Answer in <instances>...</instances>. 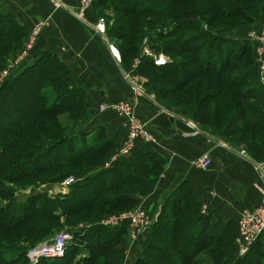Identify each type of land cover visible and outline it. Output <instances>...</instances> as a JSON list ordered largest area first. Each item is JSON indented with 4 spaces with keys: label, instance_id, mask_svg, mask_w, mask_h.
<instances>
[{
    "label": "trees",
    "instance_id": "16d2710c",
    "mask_svg": "<svg viewBox=\"0 0 264 264\" xmlns=\"http://www.w3.org/2000/svg\"><path fill=\"white\" fill-rule=\"evenodd\" d=\"M182 1L185 2V0H169L170 3L179 7L175 12L169 14V19L174 22L169 36L171 38L173 36L174 40L164 46L167 47L166 49L162 47L161 51L164 50L163 53L174 51L189 56L179 60L169 56V62L158 65L154 63L151 56H145L144 59L142 57L141 63L153 66L160 76L171 80L177 87L188 88L194 80L203 76L217 79L223 89L231 91L221 99L225 104H223L226 107L225 111L231 108L230 102L234 101L235 96L240 98L241 105L236 113L230 114L226 111L228 117L231 116L229 117L231 123L240 121L235 125L236 128L242 129L241 132L251 131L254 134L264 135V86L257 78L251 40L246 37H230L216 33L213 29L205 26V21L199 14L196 15L194 7L179 6ZM99 2L104 3L112 10H121L124 13L152 12L149 0H99ZM231 2L233 9L227 10L217 1L215 13L223 16L245 14V19L255 22L259 19L257 8L253 14H246L247 8L243 10L237 1L231 0ZM235 11L236 13H234ZM184 15L191 18L195 16V18L187 22L182 20ZM136 23L140 22L136 21ZM26 35V28L17 18L12 13L0 8V47L3 46L7 49L5 54H0L4 57L3 62L12 55L16 48L20 47ZM153 48L160 51L159 47ZM134 52H137V49ZM42 58L44 56L40 59ZM54 60L57 63V77L48 78L54 96L50 99L40 92V86H38L36 99L31 105L32 110L30 109L32 116L36 119L42 116L56 117L63 113L72 114L74 112L75 120L78 121L83 117L84 112L81 108L70 106L69 102L79 97L81 93L75 87L70 88L64 84L62 75L67 73V68L57 59L54 58ZM121 64L126 67L124 58L121 59ZM33 65H36V62L31 66ZM31 66H27L21 72L9 77L1 88L5 85H14L21 76L26 74L28 69L32 70ZM159 91L158 88L153 90L155 98L161 104L166 105L162 101L163 94L161 96L157 93ZM211 96L212 94H206L203 101L212 99ZM180 112L195 120L192 114ZM8 127L5 126L0 130V198L10 200L6 205L0 206V215L5 213V209L9 210L10 215L7 218L3 216L4 220H8L0 227L9 229L26 226L31 222L28 229L35 232L32 236L26 237V239L32 240L31 243L26 241L6 242L0 239V249L8 252L11 258L10 262L14 259L11 264L29 263V258L25 254L27 246L35 247L42 240L47 241L53 236L51 231L45 230V225L41 223L43 220H57L63 215L66 216V214L82 209L91 210L89 213H92L94 212L92 208L95 205L96 209L94 210H101L97 207L106 206L108 208L100 212L95 211L94 216H99L102 211L107 212L118 206L136 207L146 196L145 194L153 189L166 163V160L158 152L149 147L146 150L133 153L131 151L127 156L119 158L105 167L104 161L100 162L99 160H108L121 142L116 143L108 137L98 139L99 135L97 134L95 142L77 141L76 143L77 136L69 138L66 135V130L49 138H46L45 134H41V140L36 143L34 149L24 150V138L20 137V133L9 131ZM207 133L219 137L233 146H239L230 137V134L218 130V127L207 131ZM255 150L257 152H252L254 151L252 150L253 155L251 154V156L259 161L264 155V150L259 148ZM19 151L21 154H16ZM7 153L16 154L10 157L12 163L16 158H22V160L9 165L10 163L3 159ZM43 161L45 163H42ZM82 162L91 164L82 168L85 171H78L81 173H79L80 175L75 173L77 176L66 193L53 195L48 192L51 185L61 182L64 173L52 175L44 180L33 181L44 173L58 171L61 168ZM8 183L19 184L20 189L30 188V190L27 193L19 194L21 200L18 201L15 196L17 194L15 187L3 188V184ZM41 185H45V187H41ZM175 195H179L181 200H184L182 208L164 209L160 213L158 219L151 224L147 236L145 235V241L141 246V256L134 262H125V246L129 238L127 226L103 225L98 222L102 218L100 216L97 217L98 219L91 218L93 221L88 219V222L92 223L88 227L72 226L71 229L66 230L72 232L73 237L67 243L63 256L39 257L35 263L31 264H60L62 259L67 264H112L105 257L116 261L118 258H114L111 254H116L117 246L121 248L122 252L119 264H162L155 260L152 251L162 252L165 254L162 256L168 257H171V252H174L181 256L187 264H195L194 261H196L195 258L199 252L207 249L213 251L225 241H222L223 238L232 240L235 237L236 230L233 232L231 224L230 226L224 224L221 227L215 224L211 226L212 230L206 228L207 225L209 226L207 217L199 213V204L195 201V194L186 185V182L180 183L171 197ZM18 211L19 213L15 214ZM177 212L179 214L189 212L191 215L183 221L182 225V222L178 223L176 220ZM183 226L185 227L183 228ZM159 227L165 228L164 234L166 235L159 233ZM25 243L27 244L25 245ZM224 245L227 246V244ZM217 252H221V254L226 252L225 255L228 253L225 249ZM262 259H264V234L257 238L245 255L235 258L232 262L235 261L234 264H259Z\"/></svg>",
    "mask_w": 264,
    "mask_h": 264
},
{
    "label": "crops",
    "instance_id": "0c3cea01",
    "mask_svg": "<svg viewBox=\"0 0 264 264\" xmlns=\"http://www.w3.org/2000/svg\"><path fill=\"white\" fill-rule=\"evenodd\" d=\"M61 1L62 5L56 7L51 0H0V8L12 13L26 28L27 34L35 24L43 22L26 55V64L17 73L36 62L31 66L35 70L32 78L38 80L40 92L52 99L54 92L48 78L57 77L54 58L65 65L64 84L81 93L69 104L84 112L66 133L69 138L77 136L76 143L95 142L97 134L98 139L108 137L120 143L127 134L125 117L111 108L100 111L99 105L121 100L134 102L136 113L147 124L155 142L137 138L132 153L150 147L166 160L154 190L139 203L147 211L150 223L138 238L129 236L125 262H134L141 256V246L150 226L164 209L182 208L184 200L179 195L171 197L182 182L194 192L199 213L207 217L209 226L206 228L212 230L211 226L215 224L220 227L231 224L234 232L239 213L261 201V193L255 184L264 188V156L258 161L240 146L207 133L180 111L158 102L147 86L139 92L132 89L130 70L123 67L121 60L110 51L109 41L97 29L91 8H80L79 0ZM261 10L260 26L264 24V5ZM247 31L220 33L247 38ZM42 56L44 58L40 59ZM165 60L163 63L169 62L170 58ZM32 70L28 69L26 74ZM46 76L48 78L44 79ZM203 154L210 158V164L205 168L195 163ZM70 184L54 183L48 192L66 193Z\"/></svg>",
    "mask_w": 264,
    "mask_h": 264
},
{
    "label": "rangeland",
    "instance_id": "374dc122",
    "mask_svg": "<svg viewBox=\"0 0 264 264\" xmlns=\"http://www.w3.org/2000/svg\"><path fill=\"white\" fill-rule=\"evenodd\" d=\"M217 1H219L221 5L225 6L227 10L233 9L231 0H185V2L182 1V3L179 6L186 5L189 8L194 7V11L197 12L196 15L199 14V16L205 21V26L213 29L216 33L221 35H225V34H222L220 32L230 34V33H238L241 31L248 30L247 34H249L251 32H258L259 30L264 29V24L261 26L258 24L261 18L260 17L262 11L261 9L264 5V0H253V1L235 0L237 1L238 4H241L243 10L244 8L245 9L247 8L246 9L247 11L245 12L246 14H253L256 8L258 9L259 19L256 22L245 19L244 17L245 14H243L242 16L241 15L223 16L221 14L218 15L217 13H215ZM149 2L152 12L142 11L140 13L136 11L134 13L133 12L124 13L121 10H112L111 8L107 7L104 3L102 4L101 2H99V0H91L87 4L83 0H79V7L82 9L84 8L86 9L87 7L91 8L93 14L96 16V20H97L96 25L97 26L100 25L101 27L100 33L105 34L104 37L109 41L107 44L110 51L113 54L117 52L118 57L117 56L116 57L118 60L121 59L123 60L124 58V60L126 61L125 68L130 70L129 73L131 78L132 79L134 78L142 86H147L152 91L157 90V88L158 91L161 90L157 93H159V95L161 96L163 94L162 101L168 107L174 108L179 111H184L188 114H192L195 118L194 120L195 123L198 124L201 127V129H203L206 132L218 127V130L225 132L228 135L230 134V137H232V139H234L239 144V146L244 150H246L247 153H249L250 155L252 154V152H257L255 150L256 148L264 150V135L254 134L251 131L241 132L242 129L238 127L236 128L235 125L240 121H232L231 123V120L229 118L231 116L228 117L226 111L228 113L230 112V114L236 113L241 105V102H239L240 98L235 96L234 101L230 102L231 108L229 107L230 109H226L225 111L224 109L226 107L224 106L225 104L221 101V99H223L228 92L231 93V91L223 89L222 88L223 86L220 85L217 79L209 76H203L194 80V82H192L190 87L188 88L177 87L175 86L176 84H174L171 80H168L167 78L160 76V74L154 70L153 66L148 64L145 65L144 63H141L143 61L142 57L144 59L145 56H151L153 59L156 56H165V58L166 57L168 58L170 56L175 60L183 59L189 56L188 54L182 55L175 53L174 51L167 53L164 52L165 53L164 54L163 53L164 50L161 51L163 48H165L164 47L165 45L167 46L168 43L174 40L173 36H172L173 39L171 38V36H169V31L172 30L174 26V22L169 19V14L175 12L177 10L176 8L179 7H176L175 4L173 5V3H170L169 0H149ZM234 13H236V11ZM194 18L195 16H193L192 18L185 15L182 16V20L184 21L186 20L187 22L191 21ZM136 21H139L140 23H136ZM26 36L24 40L26 39ZM24 40L22 41L20 47L16 48L15 50L16 52H18V50L21 48V46L24 43ZM153 47H157V48L159 47L160 51L154 50ZM136 49L137 52H134V50ZM6 50H7L6 48L1 46L0 54H5ZM14 52L12 53L11 56H8L4 62L2 61L4 57L0 55V65L3 64L2 67L0 68V75L3 69L6 68L7 65L10 63V61L14 57H16L13 56ZM25 64H26V60H25ZM19 66L20 64L18 65L17 69L21 68ZM34 71L35 70H32L29 73L22 76L21 78H19L17 82L12 86L5 85L4 87L1 88V86L4 83L0 85V123H1L0 130H2L3 127L5 126L6 127L9 126L8 127L9 131L20 133L19 134L20 137L24 138L23 140V143L25 145V148H23L24 150L34 149L36 147V143L40 142L41 140V134H45L46 138H49L61 131L66 130V133H69L72 130L71 128L74 127L76 123L75 120L76 114L74 112L72 114L63 113L56 117L42 116L36 119L32 116L31 105L33 104V101H35L36 99V94H37L36 88L39 85V83H37L38 80L36 81L35 77L32 78V74ZM47 78L48 76H46L44 79ZM134 79H133V83H131L132 89L133 86L137 85V82ZM206 94L209 95L212 94L211 97L213 98L207 101L206 100L203 101V98L204 96H206ZM121 101H127V100H121ZM128 102L131 103V106L134 109V113L141 120V124H142L141 126L143 128H146L149 132H151L147 124L136 113L135 103L132 101H128ZM26 104H28L27 107L29 106L28 108L29 110L27 109ZM16 154L19 155L21 153L19 151ZM15 155L11 153H7V155H5L3 159L7 160V162L10 163L9 165L16 164L20 162L22 158H16L15 160H13L12 163L10 157ZM99 161L100 162L104 161L105 163L107 159L99 160ZM42 163H45V161H43ZM89 164L91 163L82 162L76 165L67 166L59 169L58 171L56 170V171L44 173L43 175H39L33 181L44 180L46 178H50L52 175L62 174V173L64 174L61 181L65 179H72L75 178V176H77L75 175V173L80 175L81 174L80 172L85 171L82 168L85 165L90 166ZM156 184L157 183L154 184V187L150 192L145 194L146 196L149 195L154 190ZM10 187L16 188L15 192L17 194L15 196L17 197L18 201L21 200L19 194L27 193L30 190V188H26L25 190L20 189L19 184H15V185L14 183L3 184L4 189H10ZM255 188L259 190V192L261 193V199H262L263 192L262 189H260L261 187L258 184H255ZM51 194H55V193H51ZM9 200L10 199L0 198V206L6 205V203ZM95 206H93L92 208V211H94L92 213H89L91 210L82 209L75 213L66 214V216L63 215L59 217L57 220H43L41 223L45 225L46 231H51L52 233L51 235H55L57 233L71 229L70 227L72 226L79 228L88 227L89 225L92 224L88 222V219L91 218L98 219L97 217L102 216V218L99 221L97 220L98 222H100L104 217L108 215L120 214L124 211L133 209V208H129L131 207L130 205L121 206V207L118 206L107 211L108 213L102 211L101 215L97 213L99 216H94L93 213H95V211L100 212L101 210H106V208H108L106 206L102 208L97 207L100 208L101 210H94L96 209ZM137 206H140V204ZM4 211L5 213H2L0 215V225L4 224L8 220V219L4 220L3 216L7 218L10 215L9 210L5 209ZM18 213L19 211L15 212V214ZM190 215L191 213L179 214L177 212L175 216L178 223L182 222L181 224L183 225L184 224L183 221L187 220ZM91 220L93 221V219ZM29 223L31 224V222ZM29 223L26 226L11 227L9 229L0 227V239L6 242L26 241L27 243H31L32 240H30L29 238L26 239V237L32 236L35 232H31L30 229H28L30 227ZM184 227L185 226H183V228ZM164 230H165L164 227L158 228L160 234L166 235L164 234ZM43 241L44 240H42L41 242ZM222 241L224 242L220 243L218 248L217 249L215 248L213 251L212 249H207L204 250L203 252H199L195 258L196 261H194V263L195 264H230V263L234 264L235 261L232 262V260L237 258L236 236L232 238V240L223 238ZM27 243H25V245ZM224 244H227V246ZM28 248L29 247L27 246L26 248L27 252H25V254L28 253V250L31 247L29 249ZM224 249L225 251L228 252L226 255H225L226 252H224L223 254H221V252H217ZM115 253H116L115 255L111 254V256H113L114 258H118L116 259V261L111 259L110 257L109 258L105 257V258H107L108 261L111 262L112 264H119L122 255L121 248L117 246ZM151 253L154 256L155 260L162 264H187V262L181 256H179L177 253L174 252H171L172 253L171 257L162 256L165 254H162V252H158V251H154V252L152 251ZM10 259L11 258L9 257L8 252L0 249V264H11V262H13L14 259L11 262L9 261ZM260 262L264 264V259H262ZM31 263H35V262L29 259V263L27 264H31ZM60 264H67V262L62 259L60 260Z\"/></svg>",
    "mask_w": 264,
    "mask_h": 264
},
{
    "label": "built area",
    "instance_id": "2783aa9c",
    "mask_svg": "<svg viewBox=\"0 0 264 264\" xmlns=\"http://www.w3.org/2000/svg\"><path fill=\"white\" fill-rule=\"evenodd\" d=\"M57 7L62 5L61 0H51ZM86 4L91 0H83ZM43 22L35 24L28 32L26 39L24 40L21 48L16 52L14 57L6 68L3 69L0 75V85L4 83L9 77L13 76L19 69V67L25 64L26 55L33 47L36 37L40 32ZM101 31L100 25L97 26ZM248 38L253 44V56L257 69V76L259 82L264 86V29L258 32H251L248 34ZM117 56V53L114 54ZM118 57V56H117ZM165 56H157L156 63L161 64L165 62ZM130 82L133 83V79L130 77ZM135 80V79H134ZM136 81V80H135ZM137 82V81H136ZM142 85L137 82V85L133 86L134 90L139 92L142 89ZM111 108L116 110L121 116L125 117L127 125V134L122 139L120 146L115 150L111 157L104 163L107 167L119 158L127 156L132 151L137 138H142L146 142H155V137L146 128L141 125V120L134 113V109L131 103L128 101H118L112 103H105L99 105V110H105ZM243 152V150H242ZM244 153V152H243ZM196 165L199 167H207L210 164V158L207 154H203L196 160ZM75 180L65 179L60 183L62 185H69ZM263 198L260 203L252 208L243 209L236 221V242L237 253L236 257L245 255L252 244L264 234V188L261 187ZM103 225L115 226L126 225L128 228V234L132 238H138L146 228L150 221L147 211L142 206H137L128 211H124L120 214H112L104 217L100 221ZM73 237L72 232L64 231L53 235L49 240L44 241L32 247L28 250V257L31 261L36 262L39 257H60L63 256L67 247V243Z\"/></svg>",
    "mask_w": 264,
    "mask_h": 264
},
{
    "label": "bare ground",
    "instance_id": "6f19581e",
    "mask_svg": "<svg viewBox=\"0 0 264 264\" xmlns=\"http://www.w3.org/2000/svg\"><path fill=\"white\" fill-rule=\"evenodd\" d=\"M117 53V52H116Z\"/></svg>",
    "mask_w": 264,
    "mask_h": 264
}]
</instances>
